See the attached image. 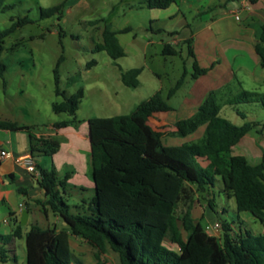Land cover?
Instances as JSON below:
<instances>
[{
	"label": "trees",
	"instance_id": "1",
	"mask_svg": "<svg viewBox=\"0 0 264 264\" xmlns=\"http://www.w3.org/2000/svg\"><path fill=\"white\" fill-rule=\"evenodd\" d=\"M241 1V0H227ZM256 4L259 0H248ZM176 0H146L149 8L165 9ZM63 4L41 9V17H50ZM12 8L7 0H0V11ZM30 21L25 16L10 27L0 30V75L6 71L1 60L5 38ZM260 36L255 49L264 60V23L260 22ZM117 31L105 24L102 42L97 50H104L113 59L125 55ZM192 38L187 39L188 53L194 57ZM164 54H175L169 44ZM55 68L56 93L63 95L53 110L67 112L76 119L84 97L82 88L67 95L59 87L58 67ZM95 63L91 61L88 66ZM142 67L122 70L121 80L129 87H137ZM208 71L194 62L193 78ZM184 72L164 98L160 91L138 103L128 114L94 116L88 119L91 177L94 194L80 203H69L66 180L52 166L38 165V184L45 200L36 199L43 212L58 216L66 226L56 227L32 224L23 233V225L16 220L13 232L0 234L4 245L13 238L24 236L26 264H74L69 239L71 235L83 238L97 249L96 264H105L100 253L110 246L120 258V264H264V233L254 234L239 226L231 234L232 222H222V236L208 234L201 220L193 214L199 194L212 209L214 197L211 188L217 177L223 191L233 197L238 211H248L264 224V161L250 164L245 156L231 153V148L256 124L233 123L220 114L218 91H210L198 109L189 117L175 122L173 135L186 137L204 126L203 134L195 141L167 145L163 133L149 123L157 113L169 112L170 98L183 85ZM230 104L259 102L264 108V92L243 90L234 95ZM243 116V114L240 112ZM72 120L53 124L56 128L68 126ZM17 122L0 120V129L21 130ZM29 152L52 156L60 146L55 136H39L29 132ZM206 161V164L203 163ZM21 190V189H20ZM183 203V212L177 209ZM28 209V207H26ZM75 210V211H74ZM0 245V261L6 262L7 249Z\"/></svg>",
	"mask_w": 264,
	"mask_h": 264
},
{
	"label": "rangeland",
	"instance_id": "2",
	"mask_svg": "<svg viewBox=\"0 0 264 264\" xmlns=\"http://www.w3.org/2000/svg\"><path fill=\"white\" fill-rule=\"evenodd\" d=\"M7 3L12 4V8L0 11V30L10 27L25 16L29 17L30 21L18 26L5 38L1 55L2 62L6 64V71L3 76L0 75V120L25 126L21 130L0 129V144L5 147L23 149L29 144V132L46 133L50 131L49 126L55 122L73 119L67 112L57 113L53 110L55 102L64 100L63 95L56 93L55 81V68L61 57L58 67L60 89L67 95L80 88L84 91L76 119L69 124L73 130L87 132V119L91 116L128 114L138 103L157 91L166 98L168 91L186 69L187 84L169 99L170 104L177 106L185 89L193 81L192 58L188 55L187 46H175L179 49L177 55L164 54V44L170 41L171 36L167 32L157 31L156 28L167 24L176 28L181 36L190 34L202 25L198 16L191 17L187 13L186 18L180 16L163 23L155 18L168 11L149 8L146 0H7ZM58 4H63L58 12L50 17H41L42 8ZM259 4H264V0H260ZM174 7L173 5L170 9L174 10ZM232 19L235 21L234 15ZM186 21L189 22V27L181 28ZM107 23L117 30L130 28V31L118 35L126 51V55L118 59H113L104 50L96 49L102 42V31ZM149 42H152V45L146 52L144 49ZM91 61L95 63L88 66ZM134 67H143V70L138 86L129 87L122 82L121 72ZM228 94L218 91L222 116L232 122L235 119L240 122L241 112L248 116L246 120H251L252 117L258 121L264 119V108L259 102L230 104L226 102L230 96ZM164 132L167 136L168 131ZM9 135L12 137V145L9 144ZM80 142L89 146V140ZM62 143L56 163L68 161L80 170L87 171L90 177L89 156L77 155V152H74V157L69 150L67 138H62ZM35 157L39 161L46 160L47 164L52 163L51 156L36 152ZM13 189L9 202L17 209L20 202L28 201V197L21 194L16 187ZM212 191L215 196L214 208L219 211L220 218L228 222L234 221V224L231 223L232 228L241 225L254 234L264 233V224L261 221L248 212V216L239 213L234 198L225 196L219 177ZM93 194V190L75 191L69 203H79L82 198H90ZM34 205L42 210L37 203ZM2 206L4 210L1 214L7 216L9 209ZM206 206V201L201 198V202L193 207V214L197 219H201L203 225L206 224L203 213ZM183 208L181 203L177 212L181 214ZM222 209H225L224 213ZM51 215L53 218V214ZM40 221L42 225L46 224L42 212ZM6 228L9 229L8 226ZM0 245H4L1 240ZM4 247L7 249L6 262L0 261V264H26L23 238H16L15 253L11 251L10 245ZM72 250L74 264H96L97 249L83 238L73 237ZM100 259L105 264H120L118 253L110 246L100 253Z\"/></svg>",
	"mask_w": 264,
	"mask_h": 264
},
{
	"label": "crops",
	"instance_id": "3",
	"mask_svg": "<svg viewBox=\"0 0 264 264\" xmlns=\"http://www.w3.org/2000/svg\"><path fill=\"white\" fill-rule=\"evenodd\" d=\"M259 1L253 5L250 4L248 0L230 2L227 0H176V2L171 5L175 6L174 10L170 9L171 6H169L168 8L162 9L167 10L168 13L158 15L155 18L157 21L165 23L173 18L177 19L180 16L186 18L187 13L190 14L191 17H200L202 25L196 28V31H191L190 34H183L181 36L176 28L167 26V24L158 26L156 30L165 33L167 32L171 36L170 41L164 45L169 44L174 50H176V53L169 55H177L179 49H176L175 46L179 47L182 46V44L187 46V39L192 38L191 47L195 56L192 57L189 53L188 55L192 58L193 72L195 61L199 67L208 68L206 73L199 75L197 78H193V72L191 73L193 81L187 89H185V93L178 102V105L173 106L169 103V99L187 84L188 71L185 69L183 72L186 73V76L183 85L177 90V92H175V94L168 98V103L172 107V110L169 112L157 113L151 117L149 121L150 125L155 130L163 133L162 139L165 144L171 146L180 145L187 141H195L202 136L204 126H200L194 133L189 134L186 137L173 135L172 132L176 130V120L191 116L198 109L210 91L221 90L224 93H229L228 95L230 96L226 99V102L243 90L260 93L264 92V60L260 58L255 49V44L257 43L261 32L260 22L264 23V4L260 5ZM233 15L235 21L232 19ZM189 25V22L186 21L181 28H188ZM123 29L114 30L122 31ZM151 45L152 42H149L144 50L148 52ZM242 114L243 116L239 114L242 121L239 122L238 119H235L233 123L242 125L245 122H253L256 126L244 135L237 144L232 146L231 153L243 155L250 164L256 165L264 161V119L258 121L256 119L254 120V117H252L251 120H246L248 116L245 113ZM262 117L263 116H260V118ZM49 129V132L37 133L36 136H55L59 139L60 146L58 151L51 156V164H47L46 160L39 161L34 157L37 167L38 165L46 168L53 166L59 176L66 180L69 199H72L74 192L78 190L80 192L86 190L94 191V182L92 177H89L87 171L80 170V168L72 165L68 161H66L67 163H56V156L61 151L63 145L62 138H67V143L70 144L69 150L72 151L74 157H76L74 152H77V155H88L90 160V142L89 146L80 142L81 140H89L88 130L87 132L83 130L80 131V129L73 130L72 125L56 128L53 124L49 126ZM165 130L168 131L167 136H165ZM9 144H13L11 135H9ZM29 144L23 149H17L14 148V146L5 147L3 144H0V148L9 150L12 154L11 157L0 160V228H3V230L0 229V234L2 235H8L13 232L15 227L13 224L14 220L21 223V216L24 210L28 212V215L26 223L22 224L23 233L35 223L40 224L41 226L56 227L57 229L66 226V223L62 222L58 216L53 214V218H51L52 213H45L42 210L40 211L34 205L36 199H46L44 190L38 184L39 177L36 174L30 173L26 167L17 160L20 155L29 152ZM203 163L206 164V161L203 160ZM12 184L15 185L16 189L19 190L21 194H25L28 197V201L20 202L17 209H14L9 202L10 194L14 191L13 188H15L10 187ZM210 190L215 199L212 188ZM224 194L227 198H230L225 192ZM198 197L200 199L196 203L201 202V197L199 194H196V198ZM206 204L207 206L203 211L206 220L205 227L218 221H227L220 218L218 215L219 211L217 212L216 209H212L207 201ZM2 205L7 206L9 209L7 216H2L1 214L4 210ZM26 207H28V209ZM40 212L43 213V216L46 219L45 225L41 224ZM224 212L225 209H222V213ZM238 212L248 216L246 213L248 211ZM232 223L234 224V221H232ZM6 226H8L9 229H7ZM239 226L241 225H235L232 228V235L236 233ZM207 233L216 237L222 236V230ZM73 237L79 238L74 235L70 236L69 243L72 254ZM22 238L24 239V236L20 237V239ZM15 241L16 238H13L8 244H6L11 246V251H13V253H15ZM13 258L14 261H16L15 256Z\"/></svg>",
	"mask_w": 264,
	"mask_h": 264
},
{
	"label": "built area",
	"instance_id": "4",
	"mask_svg": "<svg viewBox=\"0 0 264 264\" xmlns=\"http://www.w3.org/2000/svg\"><path fill=\"white\" fill-rule=\"evenodd\" d=\"M11 155L12 154L9 150L0 148V160L9 158L11 157ZM17 160L20 161L30 173L36 174L40 178V170L38 169L37 164L35 162V158L31 154V152H26L20 155ZM219 230H222V223L219 221L206 226L207 232L213 233Z\"/></svg>",
	"mask_w": 264,
	"mask_h": 264
},
{
	"label": "water",
	"instance_id": "5",
	"mask_svg": "<svg viewBox=\"0 0 264 264\" xmlns=\"http://www.w3.org/2000/svg\"><path fill=\"white\" fill-rule=\"evenodd\" d=\"M27 215H28V212L26 210H24L22 212V216H21V224H25L26 223Z\"/></svg>",
	"mask_w": 264,
	"mask_h": 264
}]
</instances>
